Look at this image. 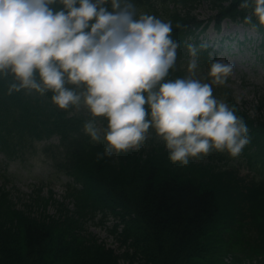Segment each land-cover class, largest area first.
Listing matches in <instances>:
<instances>
[{
    "label": "clouds",
    "instance_id": "1",
    "mask_svg": "<svg viewBox=\"0 0 264 264\" xmlns=\"http://www.w3.org/2000/svg\"><path fill=\"white\" fill-rule=\"evenodd\" d=\"M239 8L252 30L264 26V0H239ZM173 28L134 0H0V97L84 113L83 131L102 156L138 150L153 135L184 166L213 151L240 156L248 124L214 94L236 64L210 56L200 75L203 46L187 43L185 74L173 77Z\"/></svg>",
    "mask_w": 264,
    "mask_h": 264
},
{
    "label": "trees",
    "instance_id": "2",
    "mask_svg": "<svg viewBox=\"0 0 264 264\" xmlns=\"http://www.w3.org/2000/svg\"><path fill=\"white\" fill-rule=\"evenodd\" d=\"M175 1V0H174ZM226 0H216L214 2ZM231 4L226 10H237L239 0H227ZM171 15L173 12L170 13ZM180 18L173 15L174 21L192 19ZM185 28L180 29L183 33ZM71 131H68V133ZM152 147V146H151ZM102 149L91 146L86 142L74 157V164L79 168L78 175L82 178L88 175L92 178L95 190L107 191V199L116 193L119 182L134 178L133 171H146L144 166L139 165L130 156L108 158L100 153ZM91 157V166L87 172L85 166ZM154 162L148 161V174L152 173ZM151 182L149 179L148 183ZM107 187V189L105 188ZM98 194V191H96ZM144 209L156 221L155 225L164 232L160 239L152 240L147 248L143 249L142 255L135 257L138 264H186V261L197 262L199 250L191 242L198 232L209 222L214 220L217 204L209 192H201L189 185H181L172 180H163L158 186L150 185L145 192ZM33 219L20 218L14 223L13 219H7L0 223V264H36L38 254L45 257L43 248L53 243V247L61 246V241L69 239L79 251L87 256L88 264H119L111 257L108 260L100 247L85 246L81 240L64 233L58 223H44ZM193 234L195 236L193 237ZM72 248L68 256H71ZM104 255V256H103ZM134 262V261H133ZM196 264V263H192Z\"/></svg>",
    "mask_w": 264,
    "mask_h": 264
},
{
    "label": "rangeland",
    "instance_id": "3",
    "mask_svg": "<svg viewBox=\"0 0 264 264\" xmlns=\"http://www.w3.org/2000/svg\"><path fill=\"white\" fill-rule=\"evenodd\" d=\"M199 14L202 18H207L210 15L209 11L206 9L205 6H202L199 9ZM236 27L237 28H235V29H237V30H235L234 33H231L230 29H232V28L234 29V25H232V26L231 25H228V26L224 25V27L222 26L223 30L224 29L228 30L227 32H225V34H229L228 36L233 38V43H231L232 47H230L228 49H225L227 43H224L222 45V48H224L223 51L227 54L222 55L221 58L233 61L236 64V68H235L236 72L239 71L238 75H240V74L245 75L246 81L249 82V87L245 90H242V92H243L242 95H243V99H250L251 98V92H252L251 91L252 86L253 85L260 86L262 84V76L264 75V68L261 67L260 64L258 63L259 59L257 58V56L264 53V50H263V52H260V50L257 51L256 47H253V45L255 44L254 42H252L250 44L243 45L242 47H240L237 44V42L240 41L242 39V37H253L254 35L251 32H248L247 35L246 34L242 35V32H246V31L241 30L243 28L240 26H236ZM238 38H240V39H238ZM254 50H255V53H254ZM236 72L234 75H231L232 78L235 77ZM8 172L13 173L16 171H15V168L13 166H9L6 168L3 164L0 163V174H7ZM23 172H24V170L21 169L16 174L10 175L8 177L11 178L14 176L21 175ZM13 182H16V186H17L20 193L25 192V189H26L25 185L26 184L23 183L24 182L23 180L19 182L18 177H15ZM87 228H88V231L93 232L94 234H97V236L100 239L104 240L108 246L116 248V245L114 244L112 239L110 237L106 236V233L101 228V226L88 223Z\"/></svg>",
    "mask_w": 264,
    "mask_h": 264
}]
</instances>
